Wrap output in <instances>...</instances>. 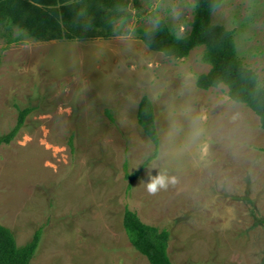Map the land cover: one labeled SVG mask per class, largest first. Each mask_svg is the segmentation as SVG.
Wrapping results in <instances>:
<instances>
[{
	"label": "rangeland",
	"instance_id": "374dc122",
	"mask_svg": "<svg viewBox=\"0 0 264 264\" xmlns=\"http://www.w3.org/2000/svg\"><path fill=\"white\" fill-rule=\"evenodd\" d=\"M194 0H140L127 35L33 41L0 38V223L17 245L38 227L31 264H150L122 226L124 209L169 231L174 264H264V131L223 84L201 89L204 47L176 59L149 50L137 29L163 19L182 35ZM213 24L234 31L237 56L264 87V0H221ZM17 35V29L13 30ZM154 105L158 155L137 123ZM126 165V169H124ZM163 175L164 187L148 191Z\"/></svg>",
	"mask_w": 264,
	"mask_h": 264
},
{
	"label": "trees",
	"instance_id": "16d2710c",
	"mask_svg": "<svg viewBox=\"0 0 264 264\" xmlns=\"http://www.w3.org/2000/svg\"><path fill=\"white\" fill-rule=\"evenodd\" d=\"M140 0H0V38L6 45L24 38L33 41L107 39L127 35L126 27L132 18L131 8H138ZM221 0H194L189 30L178 35L166 22L155 17V25L138 28V38L152 51L167 57L182 59L191 50L204 47L203 63L208 72L196 76L195 84L201 89L227 87L231 101L245 104L259 118L264 131V87L250 67L237 56L234 31L213 24L211 15ZM17 29V35L13 30ZM31 107L18 110L17 122L6 134L0 136V145L10 143L22 128ZM137 123L154 144L153 153L131 173L129 187L137 180L147 165L157 157L160 137L155 122L154 105L148 95H143L137 106ZM126 169V165H124ZM264 225V220H260ZM122 226L130 244L150 264H174L168 255L169 231L143 222L135 211L125 208ZM38 227L24 245L16 243L13 231L0 223V264H31L40 239Z\"/></svg>",
	"mask_w": 264,
	"mask_h": 264
},
{
	"label": "clouds",
	"instance_id": "9594fccd",
	"mask_svg": "<svg viewBox=\"0 0 264 264\" xmlns=\"http://www.w3.org/2000/svg\"><path fill=\"white\" fill-rule=\"evenodd\" d=\"M166 178L163 175H157L155 178H152L148 183L147 188L150 193H155L158 190V187H164Z\"/></svg>",
	"mask_w": 264,
	"mask_h": 264
}]
</instances>
